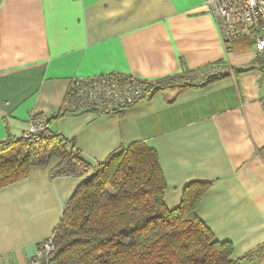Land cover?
<instances>
[{
	"label": "crops",
	"instance_id": "0c3cea01",
	"mask_svg": "<svg viewBox=\"0 0 264 264\" xmlns=\"http://www.w3.org/2000/svg\"><path fill=\"white\" fill-rule=\"evenodd\" d=\"M254 36L224 46L204 0H0V143L33 118L91 164L143 143L158 155L166 207L189 184L209 185L199 220L246 257L241 264H264V71ZM197 71L220 75L119 114L60 115L72 78L122 72L153 83ZM59 164L49 153L0 189V264H23L52 238L85 180L79 169L56 175Z\"/></svg>",
	"mask_w": 264,
	"mask_h": 264
},
{
	"label": "trees",
	"instance_id": "16d2710c",
	"mask_svg": "<svg viewBox=\"0 0 264 264\" xmlns=\"http://www.w3.org/2000/svg\"><path fill=\"white\" fill-rule=\"evenodd\" d=\"M199 72L149 83V92L204 84L220 75L211 71L197 78ZM68 98L67 94L65 102ZM81 112L62 108L60 115ZM62 141L52 134L41 144L19 139L0 143V150L13 143L39 147L29 152L30 159L0 164V189L24 179L31 165L41 164L52 152L60 158L56 175L75 176L79 169L85 176L52 236L51 264H241L246 258H235L232 245L216 241L199 220L196 211L209 185L189 184L178 206L166 207L167 187L158 155L143 143H133L104 162L91 164L71 143Z\"/></svg>",
	"mask_w": 264,
	"mask_h": 264
},
{
	"label": "built area",
	"instance_id": "2783aa9c",
	"mask_svg": "<svg viewBox=\"0 0 264 264\" xmlns=\"http://www.w3.org/2000/svg\"><path fill=\"white\" fill-rule=\"evenodd\" d=\"M217 25L223 44L254 32V57L264 71V0H204ZM149 82L122 72H108L88 78H72L63 109L68 113L91 109L100 114H119L150 97ZM52 133L43 118H33L18 138L24 143L41 144ZM54 242L50 238L38 245L35 256L23 264H51Z\"/></svg>",
	"mask_w": 264,
	"mask_h": 264
},
{
	"label": "rangeland",
	"instance_id": "374dc122",
	"mask_svg": "<svg viewBox=\"0 0 264 264\" xmlns=\"http://www.w3.org/2000/svg\"><path fill=\"white\" fill-rule=\"evenodd\" d=\"M37 148L32 149L27 145H24L22 143H13L11 145H8V147L1 148L0 150V164L1 165H7L8 162H10L13 159H18V160H27L30 159L28 154L31 151H38L36 149H38V146H35ZM6 153V154H4ZM94 170V169H92ZM93 171H91L90 173H92Z\"/></svg>",
	"mask_w": 264,
	"mask_h": 264
}]
</instances>
